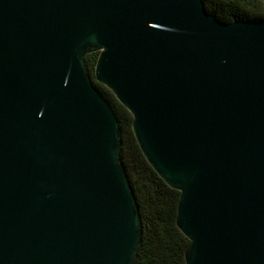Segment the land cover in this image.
I'll list each match as a JSON object with an SVG mask.
<instances>
[{
  "label": "water",
  "instance_id": "1",
  "mask_svg": "<svg viewBox=\"0 0 264 264\" xmlns=\"http://www.w3.org/2000/svg\"><path fill=\"white\" fill-rule=\"evenodd\" d=\"M264 6V0H260ZM179 192L184 264H264V18L202 0H0V264H135L119 123Z\"/></svg>",
  "mask_w": 264,
  "mask_h": 264
},
{
  "label": "trees",
  "instance_id": "2",
  "mask_svg": "<svg viewBox=\"0 0 264 264\" xmlns=\"http://www.w3.org/2000/svg\"><path fill=\"white\" fill-rule=\"evenodd\" d=\"M205 10L223 23L264 18L260 0H202ZM97 53L84 58L94 88L112 109L121 130L119 158L134 193L141 225V244L135 264H184L188 240L175 226L179 192L169 188L144 159L131 131L132 117L113 94L93 76Z\"/></svg>",
  "mask_w": 264,
  "mask_h": 264
}]
</instances>
